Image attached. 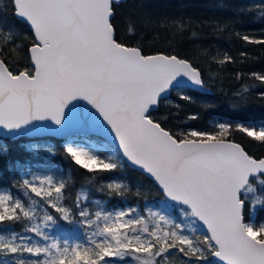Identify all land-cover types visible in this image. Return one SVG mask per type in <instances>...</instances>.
<instances>
[{
    "label": "snow or ice",
    "instance_id": "1",
    "mask_svg": "<svg viewBox=\"0 0 264 264\" xmlns=\"http://www.w3.org/2000/svg\"><path fill=\"white\" fill-rule=\"evenodd\" d=\"M120 2L8 0L11 18L0 13V129L63 136L65 158L90 174L78 191L51 169L22 172L18 193L0 190V264H167L171 255L182 264H264V221L256 216L264 209V154L235 142L227 123L215 131L166 127L169 117L157 114L162 102L172 105L176 90L191 103L180 91L188 85L207 91L202 70L178 54L149 55L121 40ZM255 10L264 17V0L249 9ZM133 17L141 26L185 27L147 10H133ZM128 33L134 34L131 25ZM242 39L264 45V34ZM212 59L235 62L228 53ZM251 76L264 85V75ZM235 128L264 146V126ZM129 166L161 193L155 206L108 210L92 200L93 191L146 200L143 185L133 193L124 177L101 182Z\"/></svg>",
    "mask_w": 264,
    "mask_h": 264
},
{
    "label": "trees",
    "instance_id": "2",
    "mask_svg": "<svg viewBox=\"0 0 264 264\" xmlns=\"http://www.w3.org/2000/svg\"><path fill=\"white\" fill-rule=\"evenodd\" d=\"M260 2L261 0H124L117 6L115 26L121 40L129 46H142L146 54L162 52L188 58L194 66L200 67L207 87L210 88L209 92L180 89L193 98L191 103L179 100L178 92L172 91L168 99L174 103L165 105L162 102L157 113L169 117L167 128L177 133L189 130L215 131L218 124L227 123L233 126L231 138L235 142L257 154H264V146L235 128L237 124L256 128L264 126V100L260 98L264 85L251 76L252 73L264 75V45L247 43L242 39L245 34L257 39L264 34V17L259 10L249 11ZM133 10H147L161 20L166 17L168 21L182 22L185 27L182 31H177L164 24L141 26L134 17L129 19ZM5 11L11 18L12 10L8 0H0V13ZM130 25L134 34L128 33ZM17 27L24 35H31L27 24L20 22ZM237 33L241 35L237 36ZM241 52L246 53V58L240 56ZM224 53L231 55L235 62L219 65L212 59L213 56L222 58ZM18 63L23 70L25 63ZM175 103L181 104L182 108L177 110ZM192 114H196L198 118L189 119ZM32 141L45 146L38 150L29 149L28 143ZM63 142L64 139L51 136L0 138V190L10 189L18 193L14 183L22 172L46 174L51 169L64 178H70L78 191L84 184L85 177L90 174L65 158L61 147ZM46 146L53 147L54 152H48ZM120 177L126 178L133 193L137 186L143 185L147 199L134 194L127 199L108 197L99 191L92 192V199L106 202L109 209L155 206V202L162 199L161 193L152 186L147 176L131 167H126L119 173L105 174V179L101 182L106 183L109 179ZM96 186L99 187V184ZM173 214L178 215L176 212ZM256 216L258 221H264V209H258ZM21 227L14 225L11 230L20 231ZM169 257L175 259V264H182L181 256ZM170 263L172 262L168 260L167 264Z\"/></svg>",
    "mask_w": 264,
    "mask_h": 264
},
{
    "label": "water",
    "instance_id": "3",
    "mask_svg": "<svg viewBox=\"0 0 264 264\" xmlns=\"http://www.w3.org/2000/svg\"><path fill=\"white\" fill-rule=\"evenodd\" d=\"M121 1H124V0H121ZM165 54V53H164ZM151 55V54H149ZM184 88H189V89H192V90H199V91H202V92H209L210 91V88L208 87V90L205 91L203 89H200L196 86H192V85H188ZM47 136H51V137H56V138H60V139H64L63 136H59V135H55V134H52V133H41L39 135H22V136H13V135H9V134H6L5 130L3 129H0V138H11V139H17V138H20V137H28V138H37V137H47ZM131 167V166H129ZM133 168V167H131ZM133 169H137L139 170L138 168H133ZM140 171V170H139ZM142 172V171H141ZM146 175V174H145Z\"/></svg>",
    "mask_w": 264,
    "mask_h": 264
},
{
    "label": "rangeland",
    "instance_id": "4",
    "mask_svg": "<svg viewBox=\"0 0 264 264\" xmlns=\"http://www.w3.org/2000/svg\"><path fill=\"white\" fill-rule=\"evenodd\" d=\"M44 146H45V145H44L43 143H42V144H39V143H36V142H34V141L28 143V148H29V149H34V150H38L39 148H43ZM105 155H110V153H106ZM92 200L95 201V200H99V199H92ZM103 206L106 207L108 210H112V209H113V208H110V209H109V207L107 206V203H106V202L104 203ZM117 208H120V207H117ZM173 215H174V217H175V216H178L177 214H173ZM61 223L65 226V228L68 227L67 222L61 221ZM53 234H56V233L53 231ZM59 235H61L62 237L65 236L64 233H60ZM168 260H170V261L172 262V263H170V264H175V263H174V261H175L174 258L169 257ZM129 264H136V262H135V261H129Z\"/></svg>",
    "mask_w": 264,
    "mask_h": 264
}]
</instances>
